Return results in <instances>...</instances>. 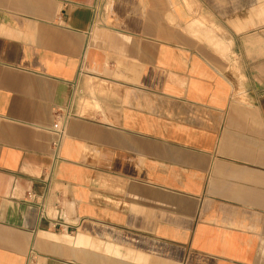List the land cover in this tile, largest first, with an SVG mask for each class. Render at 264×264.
I'll list each match as a JSON object with an SVG mask.
<instances>
[{"label":"crops","instance_id":"0c3cea01","mask_svg":"<svg viewBox=\"0 0 264 264\" xmlns=\"http://www.w3.org/2000/svg\"><path fill=\"white\" fill-rule=\"evenodd\" d=\"M0 264H264V0H0Z\"/></svg>","mask_w":264,"mask_h":264},{"label":"built area","instance_id":"2783aa9c","mask_svg":"<svg viewBox=\"0 0 264 264\" xmlns=\"http://www.w3.org/2000/svg\"><path fill=\"white\" fill-rule=\"evenodd\" d=\"M64 129H65V122L64 121H60L59 125H57L53 128V131L55 133V138L52 141L51 149L53 152L54 161L59 158L58 151H59V147H60V144L62 142V139L64 137ZM32 198H33V194L28 193L27 197H26V201L32 203L33 202ZM40 206H41V208H40L41 216L47 218L49 220V224L53 228H62L63 224L61 222L55 220V219L48 218V214L45 211V209L43 208V205L40 204Z\"/></svg>","mask_w":264,"mask_h":264}]
</instances>
